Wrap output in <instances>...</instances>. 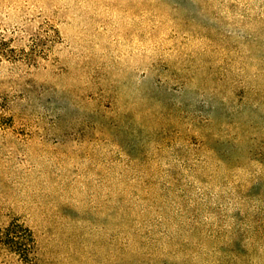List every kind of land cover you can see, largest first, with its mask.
<instances>
[{
	"label": "rangeland",
	"instance_id": "rangeland-1",
	"mask_svg": "<svg viewBox=\"0 0 264 264\" xmlns=\"http://www.w3.org/2000/svg\"><path fill=\"white\" fill-rule=\"evenodd\" d=\"M0 264H264V0H0Z\"/></svg>",
	"mask_w": 264,
	"mask_h": 264
}]
</instances>
